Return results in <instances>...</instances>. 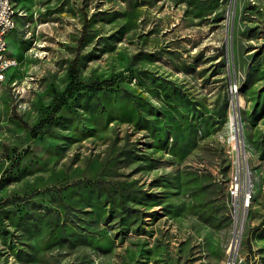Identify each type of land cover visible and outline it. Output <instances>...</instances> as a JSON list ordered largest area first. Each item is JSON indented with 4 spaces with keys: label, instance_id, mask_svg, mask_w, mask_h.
<instances>
[{
    "label": "rangeland",
    "instance_id": "obj_1",
    "mask_svg": "<svg viewBox=\"0 0 264 264\" xmlns=\"http://www.w3.org/2000/svg\"><path fill=\"white\" fill-rule=\"evenodd\" d=\"M13 5L0 264H264V0Z\"/></svg>",
    "mask_w": 264,
    "mask_h": 264
},
{
    "label": "built area",
    "instance_id": "obj_2",
    "mask_svg": "<svg viewBox=\"0 0 264 264\" xmlns=\"http://www.w3.org/2000/svg\"><path fill=\"white\" fill-rule=\"evenodd\" d=\"M17 27V13L8 9L7 0H0V47L5 46V40ZM18 61L12 56L11 59H0V92L7 82V71L16 68ZM238 189L236 179L233 186H230V196L236 198L235 194ZM248 201V198H243Z\"/></svg>",
    "mask_w": 264,
    "mask_h": 264
},
{
    "label": "bare ground",
    "instance_id": "obj_3",
    "mask_svg": "<svg viewBox=\"0 0 264 264\" xmlns=\"http://www.w3.org/2000/svg\"><path fill=\"white\" fill-rule=\"evenodd\" d=\"M7 3H8V9L11 12H16L15 9H14L13 0H7ZM6 52H7V39L5 40V46L4 47H0V59H11L12 58L11 56H7ZM238 105H240V104H238ZM232 106H233V103H232ZM231 118H232V116H231ZM231 121L233 123L235 136H237V132L239 131V125H238V123L236 121V116ZM235 179H236V182H237V186H239V193H240L241 189H242V181L239 179L238 174L235 177ZM246 204H247V202H246L245 199H242V201H240L239 199L235 198V205H238L240 207L241 206L245 207ZM234 241H235V238H234ZM235 247H236V243H232L231 249L235 248Z\"/></svg>",
    "mask_w": 264,
    "mask_h": 264
},
{
    "label": "trees",
    "instance_id": "obj_4",
    "mask_svg": "<svg viewBox=\"0 0 264 264\" xmlns=\"http://www.w3.org/2000/svg\"><path fill=\"white\" fill-rule=\"evenodd\" d=\"M195 67H196V66L194 65L193 68H195ZM110 86H112V82H111V81H102V82H100V83L97 84V87H96L95 90H100V89H102L103 87H106V88H107V87H110ZM60 108H61L60 105H57V106L54 108L53 112H54V113L59 112ZM63 240H64V241H67L68 244L63 245V248L60 249V250H58V251H56V250L53 251V254H55V255H59V254H60L59 251H66V250L69 251V245H70L69 239L65 236V237L63 238ZM39 256H40V258L43 260V264H48V263H50V260H51V258H52V251L47 250V251L42 252L41 254H39ZM39 256H38V257H39ZM38 264H40V263H38Z\"/></svg>",
    "mask_w": 264,
    "mask_h": 264
},
{
    "label": "water",
    "instance_id": "obj_5",
    "mask_svg": "<svg viewBox=\"0 0 264 264\" xmlns=\"http://www.w3.org/2000/svg\"><path fill=\"white\" fill-rule=\"evenodd\" d=\"M229 8V7H228ZM227 14H228V9H227ZM230 246H232V243L230 244Z\"/></svg>",
    "mask_w": 264,
    "mask_h": 264
}]
</instances>
